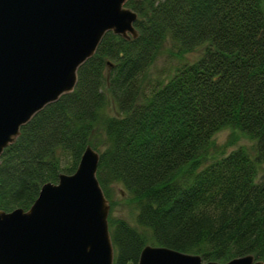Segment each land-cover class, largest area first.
Here are the masks:
<instances>
[{"label": "trees", "instance_id": "16d2710c", "mask_svg": "<svg viewBox=\"0 0 264 264\" xmlns=\"http://www.w3.org/2000/svg\"><path fill=\"white\" fill-rule=\"evenodd\" d=\"M125 5L138 15V36L107 32L73 91L3 150L0 210L28 209L44 183L75 171L87 145L97 150L101 132L97 179L110 205L113 264H137L147 244L203 262H264V0ZM167 42L176 55L204 48L167 81L152 82L146 72ZM108 95L116 115L106 113ZM225 128L254 141L253 152L216 156L213 137ZM114 182L131 198L134 225L111 216Z\"/></svg>", "mask_w": 264, "mask_h": 264}, {"label": "water", "instance_id": "95a60500", "mask_svg": "<svg viewBox=\"0 0 264 264\" xmlns=\"http://www.w3.org/2000/svg\"><path fill=\"white\" fill-rule=\"evenodd\" d=\"M128 0H0V156L20 128L70 93L78 68L107 32L136 38ZM87 145L75 171L46 182L28 209L0 210V264H113L110 205ZM137 264H264L253 255L226 263L147 244Z\"/></svg>", "mask_w": 264, "mask_h": 264}, {"label": "rangeland", "instance_id": "374dc122", "mask_svg": "<svg viewBox=\"0 0 264 264\" xmlns=\"http://www.w3.org/2000/svg\"><path fill=\"white\" fill-rule=\"evenodd\" d=\"M203 47H198L193 51L176 55V50L173 46L167 42L162 50L153 60L149 69L146 72V77L152 82L167 81L173 74L174 70L183 63H192L196 61L203 51ZM109 67V65H108ZM106 94L108 89L106 88ZM106 113L109 115H116V108L108 95V107ZM97 144V150L102 152L105 148V137L100 132L95 138ZM213 141L215 142L218 152L216 156L222 153H229L239 147L247 149L249 152H253L254 141L245 137L238 131H234L230 128H225L217 132ZM211 158V157H209ZM111 192L112 208L111 216L125 219L130 225L135 224L134 205L132 204L130 196L125 192L123 186L119 182L110 183L109 185ZM39 195V194H38ZM38 197V196H37Z\"/></svg>", "mask_w": 264, "mask_h": 264}]
</instances>
